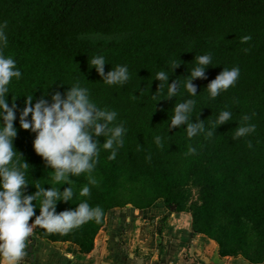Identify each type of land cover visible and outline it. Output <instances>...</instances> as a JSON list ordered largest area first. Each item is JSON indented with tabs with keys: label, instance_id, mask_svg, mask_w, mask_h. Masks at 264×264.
Here are the masks:
<instances>
[{
	"label": "trees",
	"instance_id": "obj_1",
	"mask_svg": "<svg viewBox=\"0 0 264 264\" xmlns=\"http://www.w3.org/2000/svg\"><path fill=\"white\" fill-rule=\"evenodd\" d=\"M5 22L3 54L11 56L22 73L9 84L7 100L17 106V158L29 163L26 194L35 192L37 183L50 187L46 183L51 169L46 170L33 149L35 133L19 126L25 96L33 95L35 103L47 93L50 101L54 92L64 93L79 82L99 107L115 110L116 123L123 122L127 129L115 159H108L110 150L103 149L104 137H99L101 151L92 173L97 184L90 186V194H79L88 183L87 174L73 176L72 200L57 203L60 212L87 200L101 207V221L90 220L67 233H49L36 225V235L73 243L81 254H90L110 211L129 205L144 210L164 198L167 208L192 212L193 230L215 241L221 257L264 262V0H0V23ZM245 35L251 39L241 43ZM203 54H210L212 61L206 78L192 81L197 87L193 97L183 82L196 56ZM95 55L105 57V73L127 65L129 81L123 86L105 84L91 68ZM173 61L180 65L171 71ZM233 67L240 70L235 84L210 98L207 85L224 68ZM160 70L169 72V84L180 81L176 96L166 98V85L156 93L161 82L154 78ZM186 99L196 101L190 122L202 121L213 139L204 133L188 137L186 124L169 127L175 104ZM222 110L230 111L232 118L216 125ZM244 116L250 119L244 121ZM246 123L254 124L255 131L233 139L236 128ZM190 147L196 152L190 153ZM217 157L223 160V180L251 186L253 197L236 199L224 192L222 183L201 173L207 182L205 198L190 210L180 188ZM146 183L152 189H145ZM137 186L142 188L134 189ZM64 187L68 185L61 190ZM34 203L39 207V200Z\"/></svg>",
	"mask_w": 264,
	"mask_h": 264
},
{
	"label": "clouds",
	"instance_id": "obj_2",
	"mask_svg": "<svg viewBox=\"0 0 264 264\" xmlns=\"http://www.w3.org/2000/svg\"><path fill=\"white\" fill-rule=\"evenodd\" d=\"M5 28L6 22L0 23V258L5 264H20L26 255V242L33 233L34 224L49 233H67L90 220L97 223L101 221L103 210L99 206H90L87 200L76 204L75 208L60 212H57V203L72 200L74 192L70 177L73 176L87 174L88 183L80 189L79 194L82 197L90 194V186L97 184L92 173L101 151L99 137H104L103 149L110 150L108 159H115L117 151L124 145L127 129L123 122L116 123L118 113L115 110L99 107L93 102L89 89L81 86L79 82L67 88L64 93L54 92L50 101L45 98L47 93L35 103L33 95L25 96V106L19 114V126L35 133L33 149L43 159L46 170L51 169L49 183H46L50 187L45 188V184L37 183L33 185L35 192L26 194L25 190L30 184L26 179L25 169H28L29 163L25 160L21 163L17 158L18 151L13 144L17 136V128L14 126L17 106L14 102L10 106L7 100L9 84L13 78L20 79L22 73L16 61L3 54V48L7 45ZM250 39V36L245 35L241 38V43ZM195 61L196 65L183 82V87L193 97L197 95V87L192 81L206 78L205 70L211 64L212 57L210 54H203L196 56ZM106 63L103 55H95L91 59V68H95L105 84L123 86L129 81L127 65H117L105 73ZM179 65L180 63L173 61L170 65L171 71ZM239 74L238 67L224 68L207 85L209 97L214 99L220 92L233 86ZM154 79L161 82L156 93L166 85V98L177 95L180 81L175 80L169 84L167 70L157 71ZM195 103L193 99H186L175 104L169 127L186 124L188 137L200 133L211 136L212 130L205 132L202 121L195 124L190 122ZM231 118L230 111L222 110L215 123L220 125ZM242 119L248 121L250 117L244 116ZM254 131V124H243L236 128L233 139L247 136ZM155 140L157 144L160 143L159 136ZM188 151L195 153L196 149L190 147ZM57 184L60 187L54 186ZM64 184L68 187L61 190ZM37 200L40 202L39 207L34 203ZM36 209H39L38 214Z\"/></svg>",
	"mask_w": 264,
	"mask_h": 264
},
{
	"label": "crops",
	"instance_id": "obj_3",
	"mask_svg": "<svg viewBox=\"0 0 264 264\" xmlns=\"http://www.w3.org/2000/svg\"><path fill=\"white\" fill-rule=\"evenodd\" d=\"M32 244L35 258L41 250L31 234L27 253ZM140 258L144 264H252L243 257H221L215 241L193 230L190 212L169 209L163 201L144 210L129 205L109 212L90 254H81L73 243L48 241L47 261L25 256L20 264H137Z\"/></svg>",
	"mask_w": 264,
	"mask_h": 264
},
{
	"label": "rangeland",
	"instance_id": "obj_4",
	"mask_svg": "<svg viewBox=\"0 0 264 264\" xmlns=\"http://www.w3.org/2000/svg\"><path fill=\"white\" fill-rule=\"evenodd\" d=\"M92 39L98 40V38H92ZM102 40H110V38H103ZM190 138H193V137H190ZM208 138L213 139L212 135L209 136ZM222 164H223V160L220 159L219 157H217V158H215V161L213 163H208V164L202 165L200 168H198V170L200 171V175L197 176L196 178H193L192 180L187 182L183 187L180 188V190L185 193L184 195L187 198V208L192 210V207L194 205H201L204 198H205L204 187L207 186V182L204 181V179H205L204 177H201V173L207 174V176L212 178L214 181L222 183L223 188H224V192H226L227 194L233 195V197L236 199L240 198V199H244L246 201H249L253 197V190H252L251 186L243 183L242 181L240 182V180H235V181H232V180L224 181L223 180L224 174L221 171H219ZM143 186L145 187V189L149 190V188L152 187V184L146 183ZM137 188H138V186L134 187V189H137ZM141 188H142V186H139L138 190ZM127 196H129V197L135 196L136 197L137 193L129 194ZM164 200L165 199L162 198L158 201L164 202ZM35 229H36V225L34 224L32 235H34L35 243L38 246H40L41 251L37 257L35 256L34 259L35 260L38 259L40 261H47L48 260V241H50V240L40 238L38 235L35 234ZM50 242H52V241H50ZM66 243H69V242H66ZM156 249H159V248H157V246H156L155 251H157ZM25 256L27 257L28 261L31 260L30 259L31 255L28 254L27 252H26Z\"/></svg>",
	"mask_w": 264,
	"mask_h": 264
},
{
	"label": "water",
	"instance_id": "obj_5",
	"mask_svg": "<svg viewBox=\"0 0 264 264\" xmlns=\"http://www.w3.org/2000/svg\"><path fill=\"white\" fill-rule=\"evenodd\" d=\"M28 253L32 256V259L34 260V246H30L28 249ZM145 260L140 258L137 260V264H144Z\"/></svg>",
	"mask_w": 264,
	"mask_h": 264
}]
</instances>
